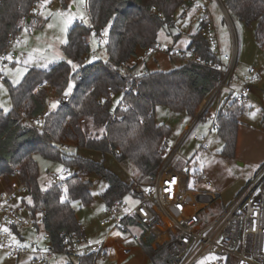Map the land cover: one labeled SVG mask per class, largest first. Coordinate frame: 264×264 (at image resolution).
<instances>
[{"label": "trees", "instance_id": "trees-1", "mask_svg": "<svg viewBox=\"0 0 264 264\" xmlns=\"http://www.w3.org/2000/svg\"><path fill=\"white\" fill-rule=\"evenodd\" d=\"M35 1L0 0V52L5 49L10 34L21 32L22 20L31 17ZM224 1L239 21L256 24L255 39L264 51V0ZM181 6V0H87L90 25L75 23L62 47L67 61L79 65L76 72L63 61L48 70L29 69L17 85H12L4 76L12 108L7 113L0 110V179L17 172L19 179L29 187L23 202L33 217L45 213L40 227L51 234L55 252L63 251V230L85 234L72 201L80 200L85 206L92 204L93 184L78 175H71L64 183H51L43 188L39 182V164L34 156L40 154L66 167L103 176L109 187L101 197L106 207L112 206L131 196L132 184L109 172L103 163L69 153L64 149L65 145L112 154L119 162L129 161L139 170L143 180L151 182L163 162L162 143L168 141L172 133L170 127L157 123L156 108L167 106L174 112H184L195 118L207 96L218 85L221 73L217 66L221 62L198 33L190 36L188 48L194 49L204 64L185 61L170 72H149L137 78L120 71L119 65L136 57L139 49L158 44L160 31L173 27L172 16ZM92 26L108 29V59L96 58L82 66L83 56L94 48ZM73 77L76 86L72 89L71 101L46 115L43 131L23 122L21 112L27 117H35L46 108V90H38L39 85L49 84L57 93L63 94ZM109 87L115 92L135 88L134 93L125 96L127 108L118 109L117 117L111 114L109 102H99ZM243 113L244 107L232 100L228 111L221 110L216 115L215 130L224 142L220 151L223 157H236ZM124 224L126 231L116 235L120 241L133 238L129 228L139 226L133 216ZM153 241V236L138 241L150 263L176 264L165 246L155 248ZM100 256V253L81 256L80 264H94ZM221 264H231V261L225 259Z\"/></svg>", "mask_w": 264, "mask_h": 264}, {"label": "built area", "instance_id": "built-area-1", "mask_svg": "<svg viewBox=\"0 0 264 264\" xmlns=\"http://www.w3.org/2000/svg\"><path fill=\"white\" fill-rule=\"evenodd\" d=\"M44 1L47 0H36L33 10ZM181 1L180 10L172 16L173 27L180 33L200 34L209 44L214 56L221 62L217 66L221 73V79L206 104L198 111V117L190 130L191 133L209 113L213 102L221 99V90L224 87H230L239 63L240 38L233 14L224 0ZM82 2L87 5V0H82ZM213 5H216L221 11L229 28L231 39L229 54L224 53L222 48L213 15ZM29 18L22 20L23 28L27 25ZM75 23L81 22L76 21ZM20 33L10 34L5 49L0 52V78L2 80L4 71L17 58V48L22 44ZM91 39L94 48L83 56L82 66L90 64L99 56L100 52H107L108 29H98L92 26ZM142 50V57L137 55L132 60L119 65L122 74H129L135 78L148 74V70H139V67L146 58L157 51L171 57L182 58L185 61L204 64L194 49L188 47L181 49L175 41L165 44L158 43L155 47ZM8 56H11V59H7ZM139 57L142 61L136 60ZM79 78L82 76L80 75ZM243 81V86L238 91H234L231 97L240 105L250 101V93L261 82L258 68L250 67ZM37 89L46 90L44 112L35 117H27L24 112H21L20 115L22 120L25 119L30 126L43 131L45 117L50 112L48 99L58 102V108L69 104L72 91L68 95L57 93L49 84L39 85ZM134 92V87H127L121 92H115L112 87H109L107 94L102 96L99 102L101 104L109 102L111 114L113 117H117L118 109L127 108L125 96ZM209 119L212 127L215 128L216 116L210 115ZM198 139L199 137L196 136V140ZM64 149H69V145H65ZM161 152L163 162L154 179L151 182L133 180L131 183V197L137 199L139 203L133 208H129L127 202L122 200L106 207V217L103 223L109 226L108 235L115 232L124 233L127 229L124 221L133 216L138 225L142 226L149 236L154 237L152 245L156 247V244L161 242L176 264H221L225 262V259H229L231 264H264V165L259 169L255 178L240 192L235 201L218 217L205 224L201 221V214L207 206L215 203L216 196L205 192H196L189 188L190 171L188 166L177 168L174 164L175 158L179 154V148L169 149L168 141H164ZM196 175L198 182L209 183L205 175ZM70 176L69 171L53 173L50 176V183H64ZM13 178L8 189L0 193V255L7 262H17L21 256L28 255L31 256V264H45L46 257L50 255V252H55L51 234L44 230L43 240L47 241L50 246V250L47 252L34 243H26L20 233L24 229L38 231L45 213L43 212L38 218L31 215L23 202V198L29 193V187L19 179L17 172L14 173ZM126 209L127 211H125ZM4 228H8L9 232H4ZM61 235L63 237L62 253L68 255L80 256L100 253L102 256L106 248L107 239L94 241L77 230L66 229L62 231ZM12 237H15V240ZM133 239L139 241L142 236L134 235ZM17 242H19V246Z\"/></svg>", "mask_w": 264, "mask_h": 264}, {"label": "rangeland", "instance_id": "rangeland-1", "mask_svg": "<svg viewBox=\"0 0 264 264\" xmlns=\"http://www.w3.org/2000/svg\"><path fill=\"white\" fill-rule=\"evenodd\" d=\"M64 1L48 0L41 2L31 14L33 21L30 23L28 21L27 25L24 28L22 27L20 33L22 44L17 48V58L4 71V76L12 85L19 84L31 68L48 70L60 62L67 61L68 58L62 49L66 43L61 41L68 40V31L76 21L84 25H90L88 8L82 0H66V4H64ZM212 7L221 44L225 51L229 52L231 44L229 28L217 6L213 5ZM81 15L85 17L87 23L80 19ZM69 16L74 17L70 23L68 22ZM233 18L240 38V57L230 87H224L221 90V99L213 102L209 113L196 125L191 133L190 130L198 115L191 118L184 112H174L163 105L158 106L155 111L157 123L165 124L171 128L172 133L168 139L169 149L179 148V154L175 158L174 164L177 168L188 166L190 171L189 188L196 192H211L217 196L216 202L207 206L201 214V221L205 224L225 211L258 172L248 165L241 166L239 160L220 155L224 142L218 136L215 128L212 127L209 119L210 115H217L219 107L224 112L229 110L232 94L241 88L243 76L251 66H256L261 71L264 87V51L258 46L255 39L256 24L239 21L234 15ZM176 34H180L179 36L184 35L174 27H166L160 31L159 41L161 44L172 42ZM189 40V36H184L179 44L185 46V42ZM97 58L107 60L108 53L102 51ZM184 63V59L171 57L160 51L152 54L147 60L150 70L154 72H170ZM14 81H18V83H14ZM212 93L207 96L199 110L203 108ZM53 102V99H48L50 111L57 109V107H51ZM219 104H222V106H219ZM242 107L248 115L246 122L255 125L262 119L264 93L257 95L254 102L245 103ZM11 108L12 102L7 82L0 78V110L7 113ZM23 122L27 123L25 119H23ZM196 136L199 137L198 140H196ZM67 151L82 158L103 163L109 172L117 175L127 184H131L133 178L145 181L141 178L139 170L133 163L129 161L119 162L112 154L88 148H76V146L71 145ZM34 157L39 164V182L43 188H47L51 184V174L64 171H69L71 175H78L93 184L91 188L94 198L92 204L85 206L80 200H73L72 207L82 228L90 238L94 240L105 239L109 226L103 223L106 217V203L101 196L109 187L107 180L96 173L81 172L76 167H66L60 162L47 160L40 154H36ZM196 174L205 175L209 183L198 182ZM12 179H14L13 176L0 179V193L8 189ZM20 233L25 238L26 243H34L47 252L50 250L49 243L43 240V228L40 227L38 231L24 229ZM169 233L171 235L170 231ZM156 245L162 244L160 242ZM30 260L31 256L23 255L18 264H31ZM71 261L76 263L77 258L60 252H50V255L46 257L45 264H67ZM0 264L14 263L5 261L4 257L0 255ZM147 264L151 263L148 262Z\"/></svg>", "mask_w": 264, "mask_h": 264}, {"label": "crops", "instance_id": "crops-1", "mask_svg": "<svg viewBox=\"0 0 264 264\" xmlns=\"http://www.w3.org/2000/svg\"><path fill=\"white\" fill-rule=\"evenodd\" d=\"M32 21H33V17H30L29 23ZM183 34L184 35H181V36H179L180 34L174 35L173 41H175V43L181 49H186L191 43V39L188 42H185V46H181L179 43L183 39L184 36L190 37L191 35L189 33H186V34L183 33ZM158 43H160L159 40H158ZM222 48H223L224 53L229 54L230 46H229V52L225 51L223 45H222ZM137 55L142 57L143 50L139 49L137 52ZM140 57L137 58L136 60L142 61ZM147 60L148 58H146V60L142 63L141 67H139V70L144 69V70H148L149 72H154L150 70L147 64ZM251 67H256V66H251ZM247 72L244 74L243 79L245 75L247 74ZM260 74H261V71H260ZM242 84H244V81L242 82ZM261 84H262V74H261V82L258 85H256L253 88L252 92L250 93L249 102L251 103L252 101L254 102V99L257 95L264 93V87H263V84L262 85ZM219 106H222V104H219ZM221 110H222L221 107H219L218 112ZM218 112L216 114H218ZM247 116L248 115L246 113V110L244 109V113L242 114L240 118V126L238 130V145H237V150H236V157L234 159L239 160V163L243 167L248 165L250 168H253L259 171V169L264 165V108H263V114H262L261 121H259L255 125H252L251 123L246 122ZM133 180H136V179L133 178ZM205 193L215 195L214 193H211V192H205ZM125 201L127 202L129 208H133L137 204L136 203L137 199L131 196H129L127 200L125 199ZM129 230L131 231L132 235L142 236L143 230L145 229L142 226H134V227L129 228ZM134 230H136V232H134ZM83 231L85 235H87L84 229ZM108 233H109V230L107 231V235H106L107 237L105 239L94 240L91 238L94 241H105L107 239L106 248L103 252V255L97 258L94 264H147L148 262H150L138 241H134V239L131 237L126 238V240L124 241H120L116 238V235L119 234L118 232L112 233L111 235H108ZM148 237H149V234L145 230V236L142 237V239L146 240ZM68 256H73L77 258V261L76 263L71 261L67 264H80V257L86 256V255H80V256L79 255H68ZM13 263L18 264V261L17 262L15 261Z\"/></svg>", "mask_w": 264, "mask_h": 264}, {"label": "snow or ice", "instance_id": "snow-or-ice-1", "mask_svg": "<svg viewBox=\"0 0 264 264\" xmlns=\"http://www.w3.org/2000/svg\"><path fill=\"white\" fill-rule=\"evenodd\" d=\"M74 17H72V16H69L68 17V22L70 23L71 22V20L73 19ZM80 19L81 20H83L85 23H87L88 21L85 19V17L83 16V15H81L80 16ZM105 34H107V33H105ZM62 43H67V41H61ZM7 59H11V56H8V57H6ZM71 66H72V70H73V72H76L77 71V69L79 68V65H77L76 63H74L73 61H71V60H69V61H67ZM14 83H18V81H14ZM76 85H75V83H74V77H73V79L72 80H69L68 82H67V91L65 92V95H68L71 91H72V89L75 87ZM57 103L58 102H53L52 104H51V107L52 108H56L57 107ZM171 182H175V181H171ZM64 191H65V193L67 192V189L65 188L64 189ZM62 199H64L63 197H62ZM126 200H127V198H126ZM29 203H31V200L29 199ZM136 203H139L138 201L136 202ZM179 207V206H178ZM125 211H127V209L125 210ZM141 211H142V209H141ZM3 231L4 232H9V229L8 228H4L3 229ZM13 238V240H15V237H12ZM17 244H18V246H19V242H17Z\"/></svg>", "mask_w": 264, "mask_h": 264}]
</instances>
